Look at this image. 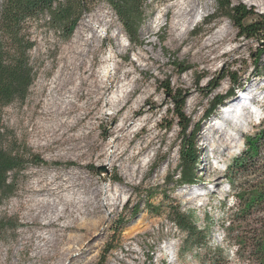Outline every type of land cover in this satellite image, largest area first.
Here are the masks:
<instances>
[{"label":"rangeland","instance_id":"374dc122","mask_svg":"<svg viewBox=\"0 0 264 264\" xmlns=\"http://www.w3.org/2000/svg\"><path fill=\"white\" fill-rule=\"evenodd\" d=\"M84 3H75L69 37L44 17L30 29L33 80L3 110L0 149L19 153L22 166L0 188V264H97L103 255L105 264L264 262L256 210L234 223L242 206L226 169L264 127L263 118L230 128L248 118L236 101L244 92L264 115V32L241 36L220 0H149L134 43L108 0ZM231 4L253 12L245 23L264 22V0ZM185 8L192 11L179 26ZM229 108L234 121L223 124ZM220 121L222 138L209 133ZM224 128L234 137L226 149ZM193 132L198 180L181 184V144ZM246 180L250 194L264 169L251 168ZM173 210L205 234L202 245Z\"/></svg>","mask_w":264,"mask_h":264},{"label":"trees","instance_id":"16d2710c","mask_svg":"<svg viewBox=\"0 0 264 264\" xmlns=\"http://www.w3.org/2000/svg\"><path fill=\"white\" fill-rule=\"evenodd\" d=\"M118 17L120 18L131 41L137 43L135 36L144 21L145 6L149 0H108ZM84 7V0H0V121L4 108L16 99L24 98L32 83V70L28 52L35 46V40L29 36V31L35 23H39L42 17L48 18V23L55 32H63L69 37L78 24L75 3ZM221 8L225 9V15L229 16L239 27L240 35L247 38L260 39L264 32V22L256 21L245 23V19L253 12L245 6H232L231 0H220ZM79 9V8H77ZM264 20L263 18H261ZM46 20V19H45ZM165 38L162 39V42ZM259 52V56H261ZM223 98L216 99L213 108H216ZM183 105H176V113L179 118L185 119L182 110ZM264 118V117H263ZM263 120V119H262ZM181 122V121H180ZM188 127V121L184 124ZM0 125V137L2 136ZM193 133L188 134L181 144V170L178 183L190 184L198 180L195 174V166L198 163L196 145L193 141ZM264 127L254 135L245 137V148L233 157L232 163L227 165V178L242 208L234 215L235 222H248L253 209L258 213L257 223L260 225L261 237L255 240V251L264 259V182L257 186L252 193H248L246 178L251 168L263 170L264 163L259 164V157L263 148ZM22 157L12 151L0 149V188L7 186L8 173L16 167L22 166ZM244 180V181H243ZM240 190V191H238ZM174 211V210H173ZM139 210L135 211L137 215ZM177 223L188 230L190 238H196V244L202 245L205 234L195 231V226L189 223L183 213L174 211ZM241 240V239H240ZM110 248L106 249L109 252ZM239 252V249H237ZM220 256V254L218 255ZM106 257L102 256L97 264H105ZM263 260L261 264H263ZM212 264H219L216 259Z\"/></svg>","mask_w":264,"mask_h":264},{"label":"bare ground","instance_id":"6f19581e","mask_svg":"<svg viewBox=\"0 0 264 264\" xmlns=\"http://www.w3.org/2000/svg\"><path fill=\"white\" fill-rule=\"evenodd\" d=\"M191 11L192 10H187L186 8H185V10H183L182 12H181V14H180V17H181V19L176 23L177 25H181L182 24V21L184 22L186 19H188V18H186L187 17V15H189L190 13H191ZM198 12L197 13H199V12H201L200 10H197ZM189 21H191V23H193V24H195V21H196V18L195 19H190ZM176 25V26H177ZM94 26H96V25H94ZM179 28V27H178ZM101 31H104L103 29H101ZM224 38H223V35L221 34V35H215V36H212V38L211 39H209L208 40V42L206 43V44H208V45H214L216 42H220L221 40H223ZM224 54H222V56H223ZM109 60V59H108ZM107 60V61H108ZM112 60V56L110 57V61ZM215 60V59H214ZM110 61H108V65L105 67V71H104V73H105V78H106V80H112V78H113V71H112V64H111V62ZM126 85H124V86H122V89L120 90V92H119V94H118V98L120 99V96H122L123 94H124V88H126L125 87ZM118 98H116V97H114V98H112V99H110L109 100V102H108V104H110V105H112L114 102H116V101H118ZM250 98V96H249V93H247V92H244L243 93V95H241V96H239L237 99H236V101H238V103L237 104H239V105H241L243 108V114L245 113V115H246V117L245 118H247L246 120L244 119V120H240V123L239 124H233L234 126H230V128L233 130V131H235L236 130V128H238V126L239 125H245V124H250V123H253L254 121H255V119H254V116H256V115H261L262 114V111H259L258 112V109H253L252 111H253V114H255L254 116H252L253 114H252V112L249 110H247L246 111V108L248 107V105L249 104H247L246 105V100L247 99H249ZM107 104V105H108ZM110 110V109H109ZM234 112V111H233ZM233 112H232V114H233ZM228 113H229V115H228V117H226V115L224 116L223 115V117H221V119H222V123L224 124V120H225V118L227 119V121H225V124H228V125H230V123H233V121L234 120H232L231 119V117L230 116H232V114H231V111H230V108H229V111H228ZM231 114V115H230ZM234 118H236V117H238V119H240L241 117H242V115H241V113L237 116V115H234L233 116ZM252 117V119H250ZM257 117V116H256ZM220 119V120H221ZM221 123V121L220 122H218V123H215V124H213V126H211V128H210V131H209V133H211V134H213V135H215V136H219V138H222V134L221 133H219L220 132V130H221V128H222V124ZM224 127V126H223ZM222 133H224L225 134V136H227L228 137V141H227V143H226V145H224V148L226 149V148H228V146L233 142V140H234V137L232 136V134H231V131H229L228 129H223V132ZM214 140V139H213ZM199 196V195H198Z\"/></svg>","mask_w":264,"mask_h":264}]
</instances>
